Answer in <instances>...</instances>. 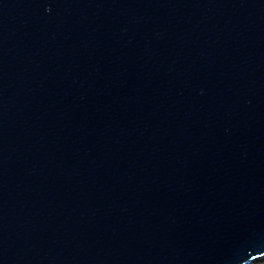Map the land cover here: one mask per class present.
Segmentation results:
<instances>
[{
    "label": "water",
    "instance_id": "obj_1",
    "mask_svg": "<svg viewBox=\"0 0 264 264\" xmlns=\"http://www.w3.org/2000/svg\"><path fill=\"white\" fill-rule=\"evenodd\" d=\"M264 256V0H0V264Z\"/></svg>",
    "mask_w": 264,
    "mask_h": 264
},
{
    "label": "rangeland",
    "instance_id": "obj_2",
    "mask_svg": "<svg viewBox=\"0 0 264 264\" xmlns=\"http://www.w3.org/2000/svg\"><path fill=\"white\" fill-rule=\"evenodd\" d=\"M252 263L253 264H264V256L255 259Z\"/></svg>",
    "mask_w": 264,
    "mask_h": 264
},
{
    "label": "trees",
    "instance_id": "obj_3",
    "mask_svg": "<svg viewBox=\"0 0 264 264\" xmlns=\"http://www.w3.org/2000/svg\"><path fill=\"white\" fill-rule=\"evenodd\" d=\"M251 264H253V263H251Z\"/></svg>",
    "mask_w": 264,
    "mask_h": 264
}]
</instances>
